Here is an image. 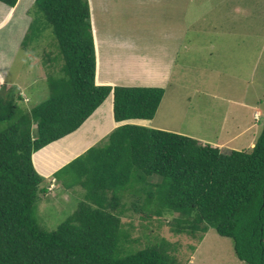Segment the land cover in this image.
<instances>
[{
	"label": "trees",
	"instance_id": "1",
	"mask_svg": "<svg viewBox=\"0 0 264 264\" xmlns=\"http://www.w3.org/2000/svg\"><path fill=\"white\" fill-rule=\"evenodd\" d=\"M27 14L34 19L23 48L50 31L63 67L47 79L48 99L30 110L15 91L0 94V264H185L148 228L165 213L174 215L173 233L201 242L212 228L241 261L264 264V124L251 150L227 153L176 132L121 125L53 173L58 181L74 174L86 200L57 229L39 225L36 203L48 182L33 155L75 133L111 94L115 122L152 120L165 89L96 85L88 0H35ZM136 220L143 231L133 237ZM142 240L146 247L124 255Z\"/></svg>",
	"mask_w": 264,
	"mask_h": 264
},
{
	"label": "rangeland",
	"instance_id": "2",
	"mask_svg": "<svg viewBox=\"0 0 264 264\" xmlns=\"http://www.w3.org/2000/svg\"><path fill=\"white\" fill-rule=\"evenodd\" d=\"M109 1L113 6L108 14L113 25V29L108 32L111 43L116 44L118 51L122 49L119 39L127 37L131 42L128 33L135 38L131 42L133 44L146 36L141 42L145 52L154 50V60L151 58L153 71L160 68L161 62L166 63L162 53L169 46L163 44L166 38L161 34L171 32L169 28L172 26L176 33H184L179 42L174 44L176 54L173 56L169 82L149 126L195 138L226 153L231 150H251L264 124V0ZM34 2L23 0L19 5L20 17L25 10L24 31L21 20L19 28H15L14 22L0 30L2 54H7L11 61L6 70L0 71L5 76L0 85V94L3 91L6 94L15 91L14 97L20 98L19 107L25 110L48 99L47 79L51 73L60 75L63 67L61 59L56 62L53 60L58 55V44L50 31L39 40V46L32 44L27 50L23 48V40L34 19L27 12ZM100 20L106 27L101 15ZM90 22L92 26L91 17ZM127 27H131L132 31L128 32ZM98 37L105 38L103 35ZM13 48L17 52L10 53ZM139 49L137 52L141 53ZM103 51L106 54L108 52L105 47ZM143 56L147 62V55ZM128 57L121 55L123 60L118 62L119 68L127 67ZM104 58L103 63H99L100 70L106 67ZM145 61H141L138 66L143 70L147 68L146 73L149 75L151 68ZM139 75L147 76L142 71ZM153 80L158 81L155 77ZM122 81L128 82L124 75ZM108 102L103 106L104 111H98L77 133L62 140L61 144L46 146L52 150L46 155L41 169L35 164L39 151L33 155L34 168L48 182V192L39 195L35 209V217L43 229H57L86 200V190L76 183L74 174L64 173L58 181L53 178V173L99 144L119 127L111 117V105L110 102L107 105ZM173 218L174 215L165 213L161 219L155 218L148 228L160 239L176 246L172 253L181 262L247 264L236 256L231 239L221 237L212 228L201 242L187 234H175L171 231ZM123 221L131 220L123 218ZM135 226L133 237L141 236L143 228L138 220ZM142 241L134 244L124 255L146 247L145 240Z\"/></svg>",
	"mask_w": 264,
	"mask_h": 264
},
{
	"label": "crops",
	"instance_id": "3",
	"mask_svg": "<svg viewBox=\"0 0 264 264\" xmlns=\"http://www.w3.org/2000/svg\"><path fill=\"white\" fill-rule=\"evenodd\" d=\"M22 1L23 0H19V3L14 8H10L6 5H4L3 3H0V30H2L4 28V26L6 27V25H8V24H11V23L14 24V22L16 25L15 28L16 27L19 28L20 22L22 21V25H21L22 29H23L22 31H24L23 26L25 24V22H24L25 10H24V12H22L21 17H20L21 13H19V11H18V9L21 6L20 3ZM143 1H147V0H143ZM88 2H89V6H90V14H91V20H92V34L94 36L95 51H96V76H95L96 85L97 86L116 87V84H117V85L125 86V87H161V88H165L166 84L169 82L170 72H171L170 69H171L173 58H174L173 56H174V54H176V52H175L176 46L174 47V44L178 43L179 40L181 39L182 31H178L176 33V29H174L173 26L169 28L167 25V28H169L171 30V32L161 34L166 38L164 40L163 44H165L166 46H169V48L164 49V51L162 53L163 59H165L166 63L161 62L160 68L157 69L156 71H153V68L151 65V64H153V61H151V58L154 60V50L149 52V53L145 52L143 49L142 42H141V40L146 38V36H143L142 38H140L137 41V43L133 44L131 42L134 41L135 38H133L128 33V32H131L132 29H131V27L130 28L127 27L128 28V32H127L128 34L127 33L126 34L131 39V42L128 41L127 37H123V38L119 39L121 41L120 44L122 46V49H120L118 51L121 55H126L129 57H128V61H127V67L119 68L118 62L120 60H123V58H121V55L118 53L116 44L111 43V38H109V34H108V32H110L113 29V25L111 24V19L108 16V14H110V9L113 8V6L110 4L109 0H88ZM128 3H131V0H128ZM16 13L18 14L17 17H15ZM100 15H101L104 23L106 24V27L102 24V22L100 20ZM103 15H107V17H103ZM181 29H183V27H181ZM126 34L124 36H126ZM101 35L105 36V38L101 37V39H100L98 36H101ZM182 35L184 36V33ZM105 43H107V45ZM159 46H160V44L157 45V47H159ZM103 47H105L106 50L108 51L107 54L103 51ZM172 47H173V49H172ZM137 48L138 49L142 48V49H139L141 51V53L137 52ZM15 50L16 49L13 48L10 51V53H13V51H15ZM2 51H3L2 48H0V71H2L1 69L6 70V67L11 62L9 59L10 57H8L7 54L6 55L2 54ZM6 51H8L7 48H6ZM16 52H17V50H16ZM169 52H171V53H169ZM143 54L147 55V62L145 61ZM168 54H169V56H168ZM102 55H103V57H102ZM102 58H104V63H105L106 67H105V69L100 70L99 63L102 62ZM105 59L107 60L106 62H105ZM135 59H137V61ZM163 59H161V60H163ZM133 61H135L137 63V65H136V63L131 64V62H133ZM141 61H145L144 63H146L150 66L151 69H150L149 75H147V73H146V71H148L147 68L145 70L139 68L138 65L140 64ZM133 66H135V68H133ZM142 67L145 68L143 65H142ZM140 71L145 72V74L147 76L139 75ZM129 72H131L133 74H130ZM141 74H143V73H141ZM123 75L128 80V82L122 81ZM134 76H140V77L135 78ZM154 77L157 78L158 81L154 82L155 81V80H153ZM4 78H5V76L3 75V72H0V85L3 84ZM152 81L154 83H152ZM142 82H144V83H142ZM108 101L110 102V105H111V107H110L111 117L114 119V117H113V94H111L109 96V98L106 99V101L90 116V118L75 133H77L82 127H84V125H86V123H88V121L98 111L103 112L105 109V108H103V106H105L104 104H106ZM101 109H103V110H101ZM150 121L151 120L135 119V120L124 121L121 123H117V122H115V123L118 126L128 123V124H134V125H140V126H145V127L148 126L151 128H156L153 126H149V123H152ZM162 126H165V125L162 124ZM75 133H73L72 135H74ZM69 136H71V135H69ZM69 136H66L63 139H65ZM91 139L92 138H90L89 141Z\"/></svg>",
	"mask_w": 264,
	"mask_h": 264
},
{
	"label": "bare ground",
	"instance_id": "4",
	"mask_svg": "<svg viewBox=\"0 0 264 264\" xmlns=\"http://www.w3.org/2000/svg\"><path fill=\"white\" fill-rule=\"evenodd\" d=\"M22 3V2H21ZM107 105H109V102H108V104ZM109 110V109H108ZM110 111V110H109ZM91 122V121H90ZM86 129V128H85ZM84 129V130H85ZM83 130V131H84ZM81 132V131H80ZM72 135V134H71ZM62 140H64V139H62ZM61 140V141H62ZM61 141L59 140V141H57V143L55 142L54 144H52V145H50V146H55L56 144H61ZM65 144V143H64ZM64 144H62V145H64ZM47 147L46 149H43V150H41V151H39V153L36 155V157H35V164H36V166H37V168L38 169H41L42 168V164L44 163V160L46 159L45 157H46V155H48L50 152L49 151H51L52 149H51V147ZM54 148V147H53ZM71 156V155H70ZM50 172V171H49Z\"/></svg>",
	"mask_w": 264,
	"mask_h": 264
}]
</instances>
